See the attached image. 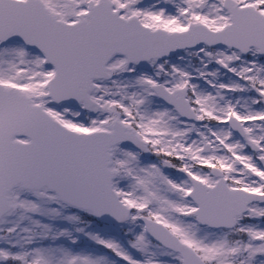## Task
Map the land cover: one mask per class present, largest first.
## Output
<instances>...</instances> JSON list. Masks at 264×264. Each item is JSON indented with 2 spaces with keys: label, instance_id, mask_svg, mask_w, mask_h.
<instances>
[{
  "label": "snow or ice",
  "instance_id": "1",
  "mask_svg": "<svg viewBox=\"0 0 264 264\" xmlns=\"http://www.w3.org/2000/svg\"><path fill=\"white\" fill-rule=\"evenodd\" d=\"M0 264H264V0H0Z\"/></svg>",
  "mask_w": 264,
  "mask_h": 264
}]
</instances>
